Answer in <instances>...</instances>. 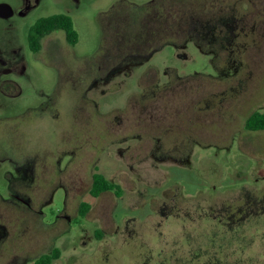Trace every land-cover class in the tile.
<instances>
[{"label":"rangeland","instance_id":"rangeland-1","mask_svg":"<svg viewBox=\"0 0 264 264\" xmlns=\"http://www.w3.org/2000/svg\"><path fill=\"white\" fill-rule=\"evenodd\" d=\"M121 1L150 0H95L91 13L94 6L106 24L112 15L103 11ZM203 3L210 10L205 16L227 12L236 19L228 41L200 44L219 51L217 58L191 40L126 67L122 58L134 53L125 47L134 28L128 24L132 9L122 6L130 16L123 14L120 37L112 26L103 33L91 22L75 24L80 40L74 50L62 34L47 38V65L33 64L20 99L39 101L42 92L51 93L60 72L54 100L62 120L51 130L42 123L36 141L55 148L61 134L82 132L84 165L55 223L65 190L41 206L55 172L21 190L32 197L31 207L1 206L11 236L5 262L33 264L59 248L52 264H264V130L245 125L250 114L264 112V0H196L194 6ZM103 36L112 45L105 41L102 49ZM110 52L112 67L124 66L111 77L104 73L110 61L92 58ZM6 101L0 96V107ZM94 163L121 186V196H92ZM83 202L91 205L84 217Z\"/></svg>","mask_w":264,"mask_h":264},{"label":"flooded vegetation","instance_id":"flooded-vegetation-1","mask_svg":"<svg viewBox=\"0 0 264 264\" xmlns=\"http://www.w3.org/2000/svg\"><path fill=\"white\" fill-rule=\"evenodd\" d=\"M152 1L154 0H150L145 4H149ZM1 3L10 5L12 15L9 17L0 16V44L2 45V51H0V96L8 99L6 101L8 105L0 107V264H20L16 259L10 262L4 261L5 251L8 244H10L8 241L11 236L10 229L4 222L1 206L24 205L31 207L32 197L22 193L21 190L42 185L40 184L42 179L55 172L58 173L57 181L46 185L51 188L50 196L47 200H42L41 206L52 204L58 190H65V204L53 216V223L57 222L66 208L67 189L77 182L74 174L77 172L78 175L81 169H83L85 150L84 135L79 131L75 135L69 134L64 136L61 134L60 143L55 148L53 142L45 145L38 144L36 141L35 134L43 130V124L49 125L51 130L55 122L56 124H60L62 120L61 110L58 109L54 100L60 72L54 69L58 75L57 84L51 93L42 92L39 101H34L33 99L27 102L21 101L22 99L20 98L25 95L27 89V86L22 84V80L30 77L35 62L47 65L44 62V60L47 61L46 57L48 55L45 52V42L51 34H62L67 41V46H71L73 50L80 40V34L75 27L78 33L77 42L71 43L68 40L66 31L63 28H57L40 39L43 30L51 26L52 23L43 22L39 28L35 26L44 18L64 15L71 18L74 26L75 24H79L82 28L84 26L88 27L91 22H97L102 26L104 33L103 28L105 26L111 27L112 21H107L105 24L100 19L102 12L98 11L96 13L94 6L93 14L91 13L90 6L95 4V0H0ZM174 5V8L179 10L180 5L175 3ZM204 7H206L205 4ZM115 9H118V7L114 4L103 12L107 13L105 16H109L112 15V12L117 13L120 11L119 9V11ZM193 9L194 12H198L197 6H193ZM209 11L207 9V12ZM86 15H93L95 20H89ZM204 19L206 20L199 21L196 13H194L192 32L188 42L193 40L201 47L200 44L203 42L221 45L224 41H228L230 27L236 23L233 15L229 16L225 12L220 13L219 16H205ZM204 24L209 25V30H207ZM212 25L220 28L213 33ZM105 41L107 44L112 45V41L108 43L107 39L103 36L102 49L105 46ZM33 42L40 43L39 50L33 49ZM207 51L214 53L217 58L219 51L213 48H209ZM156 52H152L148 59ZM73 53L77 55L76 52ZM98 56L103 60L110 61V65L104 73L106 76L111 77L113 73L123 70V63H125L126 67L132 65L133 58H138L141 55L128 53L124 56L125 58H122L124 62L114 67L111 65L112 52L97 53L92 58ZM96 82L97 80H94L90 86L92 87ZM80 107L78 104L76 107L77 112ZM50 130L47 131L51 133ZM96 169L97 165L94 163L91 170V185H93L95 173H99ZM59 174H62V176ZM41 213L46 214L44 210H41ZM66 217L71 222L72 218L69 215H66ZM18 239L17 235L13 236V240L11 241L13 247L18 246ZM37 258L32 260L33 264Z\"/></svg>","mask_w":264,"mask_h":264},{"label":"trees","instance_id":"trees-1","mask_svg":"<svg viewBox=\"0 0 264 264\" xmlns=\"http://www.w3.org/2000/svg\"><path fill=\"white\" fill-rule=\"evenodd\" d=\"M194 1L196 0H154L149 4L142 5L130 1L120 2L118 6L116 5L118 9L121 10L119 6H122L123 8L129 7L132 9V15L130 16L129 11H119L118 9H115L119 12H112V30L115 31L117 37H120L122 34L119 31L123 29H120V27L126 22V17H124L123 14L126 12L131 17L128 24L134 28V32L129 36L128 41H126L128 44H125V47H127V50L129 49V52L132 51L141 55L132 60L133 63H140L141 61L148 59L152 52L162 49L167 44H174L178 47H184L186 45L192 32L194 13H196L199 21L206 20L204 17L207 8L204 7V3L200 5V7L197 5L198 12H194L193 6L194 3H196ZM174 3L180 5L179 10L174 8ZM43 22H50L52 25L43 30L40 39L57 28H63L66 31L68 40L71 43L77 42L78 33L71 18L64 15L52 16L44 18L35 27L39 28ZM204 25L207 30H209V25ZM212 28V32L214 33L220 27L212 25ZM231 29L232 27H230V31ZM201 47L204 50H207L203 46ZM39 48L40 43L33 42V49L39 50ZM168 73L171 72L168 71ZM245 125L246 129L249 131H263L264 112L255 111L250 114ZM107 191H113L118 196H121L122 194V188L119 184L109 180L102 173H95L91 194L94 197H98ZM90 207L91 205L87 202L81 204L80 214L82 217L86 216ZM98 233L100 238L103 237L101 231H98ZM60 256V249L54 248L51 253L43 254L38 257L34 264H52L54 260Z\"/></svg>","mask_w":264,"mask_h":264},{"label":"water","instance_id":"water-1","mask_svg":"<svg viewBox=\"0 0 264 264\" xmlns=\"http://www.w3.org/2000/svg\"><path fill=\"white\" fill-rule=\"evenodd\" d=\"M10 5L1 3L0 4V16L1 17H9L12 15V12L10 10Z\"/></svg>","mask_w":264,"mask_h":264}]
</instances>
